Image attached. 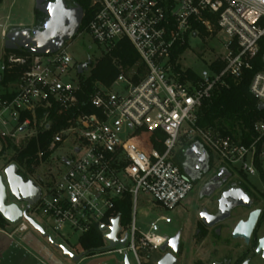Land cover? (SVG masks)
<instances>
[{"label": "built area", "instance_id": "1", "mask_svg": "<svg viewBox=\"0 0 264 264\" xmlns=\"http://www.w3.org/2000/svg\"><path fill=\"white\" fill-rule=\"evenodd\" d=\"M91 7L93 16L77 35L90 34L102 54L129 40L144 64V74L120 68L111 85L96 84L89 100L81 104L82 62L69 52V41L50 54L5 52L0 82L6 73L15 78L0 92V150L5 139L26 146L33 137L53 130L52 111L65 114V124L53 131L45 149H39L38 165L67 141L70 155L32 177L41 194L28 215L39 213L65 239L71 234L80 239L102 226L103 234H108L119 218L117 237L127 234L126 243L109 248L104 234L108 245L101 252L121 256L132 252L136 263L143 264L139 251L160 250L170 236L158 233L159 223L173 219L160 214L148 231H141L136 225L139 198L173 210L192 188L175 160L181 140L201 143L216 165L241 170L247 177L258 175L264 182V115L253 122L247 142L198 123L204 102L216 89L240 82L245 71L254 68L264 47V0H91ZM221 35V53L209 59L201 73L193 71L195 78L180 81L179 74L190 69L182 66L184 51L176 58L175 51L187 49L192 37L219 40ZM217 61L225 64L221 70L213 68ZM259 65L249 89L264 105V53ZM126 196L131 199V218L129 230L120 235L117 205ZM14 225L24 231L30 223L23 218Z\"/></svg>", "mask_w": 264, "mask_h": 264}, {"label": "trees", "instance_id": "2", "mask_svg": "<svg viewBox=\"0 0 264 264\" xmlns=\"http://www.w3.org/2000/svg\"><path fill=\"white\" fill-rule=\"evenodd\" d=\"M70 4L80 5L84 9V17L80 27V30H82L93 16L91 0H70ZM44 20L45 15L35 9V27H41ZM186 47L184 46L176 50L174 57L176 58L178 54L185 51ZM7 51L9 50L5 49V52ZM14 51L18 53L28 52L20 49ZM262 53H264V47L261 48L260 54L254 62V68L245 71L243 80L240 82L231 81L229 87L216 89L213 95L204 102L198 121L200 126L212 129L213 131H219L223 134H229L232 137L241 139L243 142H247L250 139L253 122L264 115V110L259 109L258 100L249 89L253 74L260 68L259 63ZM224 65L223 62L217 61L213 65V68L221 70ZM120 68H123V71L126 73L134 69L142 74L145 71L139 54L127 39L122 40L111 53L102 54L97 57L96 61L91 59L88 72L80 75L82 79V90L79 92L81 104L89 100V95L94 91L96 84L111 85L122 71ZM138 76L137 74L134 75L135 78H138ZM195 77L196 75L192 70H187L186 72H181L178 79L185 82L187 79H193ZM14 78L15 75L6 73L1 83L5 86ZM83 108L87 111L91 110L89 106H84ZM42 117L43 113L39 112L38 120H41ZM50 117L55 121L53 130L45 131L37 137H33L26 146H17L11 140L5 139L4 146L0 150V155H8V152L11 151L9 154V162L16 163L19 167V173L27 180L31 179L35 173L39 162L37 159L39 149H45L51 139L53 131L57 127L65 124V114L56 115L55 111H52ZM141 134L148 137L145 130H142ZM158 134L161 133L158 132ZM149 139L152 141L151 138ZM154 145L158 146L156 143ZM182 152L183 150H180L179 154ZM47 155V153H44L43 156L46 157ZM176 159L177 156L175 157ZM117 210L121 214V225H128L131 218V199L129 196L119 201ZM10 225L13 224L9 223L0 213V228L5 229ZM104 242L103 232L99 227H94L91 231L81 236L78 243L84 254H95L103 250Z\"/></svg>", "mask_w": 264, "mask_h": 264}, {"label": "flooded vegetation", "instance_id": "3", "mask_svg": "<svg viewBox=\"0 0 264 264\" xmlns=\"http://www.w3.org/2000/svg\"><path fill=\"white\" fill-rule=\"evenodd\" d=\"M67 6L75 5L67 0ZM194 143L181 140L175 157L185 176L192 182L190 192L193 193V206L192 211L189 209L192 215L189 227L192 251L195 247L199 251L204 248V252H208L209 247L212 249L207 258L191 261V264H264V244H261L264 239V182H251L241 170L216 165L208 150V166L199 158L188 159L186 153ZM180 150H183L181 154ZM227 201L240 204L230 210L228 217L208 225L207 221L225 215L222 206ZM185 210H188L187 207ZM255 211H259V214L248 235L235 236L236 226L241 221H248ZM185 228L182 223L173 234L180 233L179 253L183 249Z\"/></svg>", "mask_w": 264, "mask_h": 264}, {"label": "water", "instance_id": "4", "mask_svg": "<svg viewBox=\"0 0 264 264\" xmlns=\"http://www.w3.org/2000/svg\"><path fill=\"white\" fill-rule=\"evenodd\" d=\"M35 9L46 16L41 28H20L13 27L6 32L4 37V48L6 50H28L35 54H50L58 51L66 42L72 40L79 32L84 17V9L80 5L73 7L67 6V0H35ZM91 59L78 65V72L84 73L89 69ZM1 81V75H0ZM259 109H264L260 104ZM188 159L199 158L208 166L210 155L207 149L201 143H194L186 153ZM41 194V188L32 179L26 180L20 173L16 163H10L0 174V213L11 224L19 223L25 218L30 225L38 230L43 236H48L50 242L57 248L63 250L64 254L74 260L80 256L75 255L64 244L56 242L44 227L40 225L32 216L28 215L30 206L35 204ZM9 195L18 201L26 203L23 209L16 201L8 202ZM226 201V200H225ZM238 202H228L222 206L225 215L220 218L216 216L212 221H207L208 225H213L216 221L223 220L229 216L230 210L239 205ZM259 211L251 214L248 221H241L235 229V236L238 234H247L253 228ZM204 216V214H203ZM205 218V216H204ZM216 220V221H215ZM106 229L105 226L101 227ZM111 232L105 234V239L109 242L108 247L113 248L118 244H125L128 235L125 234L123 239H118L117 235L121 230L119 218L113 221ZM262 245L264 239H262ZM180 248V233L170 236L165 244L160 247V254L155 264H177L178 253ZM125 264H132L128 255L124 258Z\"/></svg>", "mask_w": 264, "mask_h": 264}, {"label": "rangeland", "instance_id": "5", "mask_svg": "<svg viewBox=\"0 0 264 264\" xmlns=\"http://www.w3.org/2000/svg\"><path fill=\"white\" fill-rule=\"evenodd\" d=\"M6 16H9V18H6ZM20 24L25 26L20 28L35 27V0H0V63L2 61V53L5 50L4 38L1 35L2 27L7 29L8 31L13 27L19 26ZM219 38L220 39L218 40V36H205L204 38L192 37L189 41L188 48L181 55L182 66L196 73H201L204 69L207 68L208 60L216 58L218 54L221 53V41L224 40V36L221 35ZM69 42L71 43L69 52L78 62H84L88 59L96 61L97 57L101 56L103 53L102 48L93 40L92 36L88 33H85L83 35H76ZM87 72H85L84 74H86ZM74 76H76V72L74 73ZM5 90L6 89L4 85L0 82V92H4ZM69 147L70 142L67 141L64 142L57 150L53 151L49 160L43 162L40 166L37 165L35 173L33 174V178L36 179V175L46 173L45 170H48V167L50 166H54V168L57 167V165H59L58 161L61 157L70 155L71 150ZM9 164V154L0 155V174L4 173L5 167H7ZM248 178L251 182H255L257 184L261 183L258 175H249ZM14 201H16L21 207L26 205L25 202L18 201L16 200V198L9 195L8 202ZM182 205H184V207ZM182 205V207L178 206L173 210H167L163 207L152 205L146 200L145 196H141L138 202L136 225L138 229L146 232L149 230L150 222L157 218L160 214L169 215L173 219L172 223H165L164 221H161L159 223L160 230L158 233L162 235L172 236L180 227V225L184 223L186 226L184 234V244L183 249L177 255V264H191V261L207 258L208 252L211 251L212 247L208 248V252H204V248L200 249L199 251L197 250V247H195V249H193L192 251V243L189 238V227L192 218V215H190L189 213V209H191L193 206L192 192H190L188 196L183 200ZM186 207L188 210H185ZM30 214L33 216V218H35V220H37L45 227L46 231L51 237L62 242L74 254H77L81 251L78 243V234H71L69 239H65L52 227L47 225L43 217L39 213L30 211ZM29 228L38 234V231H36L31 225H29ZM128 230L129 225H123L120 235H124ZM104 243L105 246L108 245L107 242ZM160 254H162L160 250L153 253H149L147 251H139V256L143 264H155V259ZM112 256L113 255H108V257ZM129 258L132 264H137L132 252H129Z\"/></svg>", "mask_w": 264, "mask_h": 264}, {"label": "crops", "instance_id": "6", "mask_svg": "<svg viewBox=\"0 0 264 264\" xmlns=\"http://www.w3.org/2000/svg\"><path fill=\"white\" fill-rule=\"evenodd\" d=\"M6 18H9V16H6ZM17 27L25 26L20 24ZM6 31L7 29L2 27L1 35L3 38ZM4 53L5 50L2 57ZM38 234L30 228L24 231L16 230L15 225H10L5 229L0 228V264H125V256L115 253L104 254V252L84 254L80 251L75 254L80 258L74 260L65 255L63 250L55 247L48 236H43L39 231ZM54 240L62 243L56 239ZM108 255L114 257H108Z\"/></svg>", "mask_w": 264, "mask_h": 264}]
</instances>
